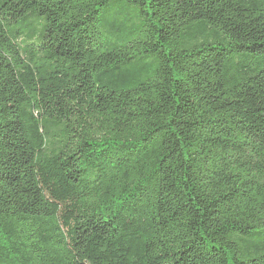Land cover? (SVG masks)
I'll list each match as a JSON object with an SVG mask.
<instances>
[{
    "label": "trees",
    "instance_id": "obj_1",
    "mask_svg": "<svg viewBox=\"0 0 264 264\" xmlns=\"http://www.w3.org/2000/svg\"><path fill=\"white\" fill-rule=\"evenodd\" d=\"M0 264H264V0H0Z\"/></svg>",
    "mask_w": 264,
    "mask_h": 264
}]
</instances>
